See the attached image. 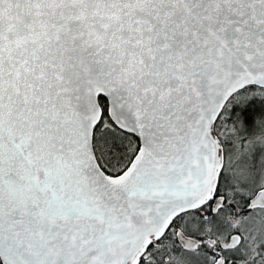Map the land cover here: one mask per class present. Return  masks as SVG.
<instances>
[{
	"label": "snow or ice",
	"instance_id": "1",
	"mask_svg": "<svg viewBox=\"0 0 264 264\" xmlns=\"http://www.w3.org/2000/svg\"><path fill=\"white\" fill-rule=\"evenodd\" d=\"M0 264H264V0H0Z\"/></svg>",
	"mask_w": 264,
	"mask_h": 264
}]
</instances>
